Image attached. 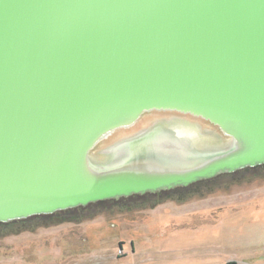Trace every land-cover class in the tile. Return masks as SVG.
I'll use <instances>...</instances> for the list:
<instances>
[{
    "label": "water",
    "instance_id": "1",
    "mask_svg": "<svg viewBox=\"0 0 264 264\" xmlns=\"http://www.w3.org/2000/svg\"><path fill=\"white\" fill-rule=\"evenodd\" d=\"M262 165L264 0H0V223Z\"/></svg>",
    "mask_w": 264,
    "mask_h": 264
},
{
    "label": "rangeland",
    "instance_id": "2",
    "mask_svg": "<svg viewBox=\"0 0 264 264\" xmlns=\"http://www.w3.org/2000/svg\"><path fill=\"white\" fill-rule=\"evenodd\" d=\"M180 117L181 115L167 112L148 113L132 128L119 130L102 141L94 149L92 156L96 160L104 158L103 156L119 143L135 138L157 125H173L177 120L192 123L196 127L195 131L201 135L205 134L207 139L205 141H209L208 143L219 146L227 143V139L222 136L218 129L208 123ZM196 189L200 194L193 196L188 201L181 203L170 200L162 208L170 209L171 206L174 207L175 204L173 203H196V200L203 198L246 195L248 198L244 200L245 202H242L243 205L241 207H238L241 208V213L237 218H242V222L230 225L236 214L231 211L229 213L225 211L226 214L223 216L222 222L220 221L221 223L215 224L221 230L225 226H236L235 229L239 232L241 229H238L237 226H244L245 230L248 229L255 234L256 232L261 233L264 231V225H252L249 223L250 219H252L251 217L260 213L256 211L254 206L257 205V208L264 212V170L244 172L236 176H222ZM253 198L256 199L252 200ZM231 202L234 203V201ZM231 202L229 201V203ZM210 203L212 204V210H219L226 202L215 200L210 201ZM229 203H226V205ZM236 204L241 205L240 202ZM144 210L127 212L113 206L104 210L103 214L93 220L85 221L82 224L64 223L62 225L40 227L34 232L0 237V264H121L131 259H141L146 256L147 250L141 249L139 243L149 240L147 235L154 233L153 228H155L158 222L157 217L159 214L145 213L143 217H137L140 214L139 212ZM226 210H229V208ZM252 212L254 215H252ZM164 213V216L169 215V213ZM147 214H149L148 218L143 219ZM132 217L135 222L127 223V220H130ZM34 222L36 220L29 224ZM245 222H247L246 225L244 224ZM22 225V223H16L6 226L5 228H1L0 232L18 230ZM210 225L213 224L210 223ZM212 231V229H209L210 233ZM226 231H230L229 227H226ZM244 234L245 231H243ZM234 236L235 239L233 240L239 242L240 234L234 233ZM241 238L242 241L248 240L245 237ZM131 241L135 242V255L132 254ZM122 242L125 243L124 252L126 253L123 256L120 254V244Z\"/></svg>",
    "mask_w": 264,
    "mask_h": 264
},
{
    "label": "crops",
    "instance_id": "3",
    "mask_svg": "<svg viewBox=\"0 0 264 264\" xmlns=\"http://www.w3.org/2000/svg\"><path fill=\"white\" fill-rule=\"evenodd\" d=\"M246 198H248L246 195L210 197L196 200V203H173L174 207L163 209L162 207L167 204L165 202L154 209L139 212L137 217H143L145 213H159L158 222L153 228L154 233L147 235L149 240L139 243L141 249L147 250L146 256L121 264H264V231L255 234L248 229L245 230L244 226H237L241 229L239 232L235 229L236 226H225L221 230L216 225L222 222L223 216L229 211L236 214L230 225L242 222V218H237L241 213V208L238 207L243 205L242 202H245ZM254 199L256 198L252 200ZM215 200L226 203L234 201V203L227 205L225 203L219 210H212L210 201ZM238 202L241 205H237ZM227 208L229 210H226ZM254 208L260 213H255L257 214L255 216L252 212L254 215L252 219H245H250L249 223L252 225H264V212L259 210L257 205ZM163 212L169 215L164 216ZM148 215H145L143 219H147ZM132 222H135L133 217L127 220L129 224ZM226 227H229L230 231H226ZM209 229L213 231L210 233ZM243 231H245L244 235ZM234 233L240 234L239 242L233 240L235 239ZM241 237L248 238V240L242 241ZM130 244L132 254L135 255V242L131 241ZM120 245L121 255H126L125 243L122 242Z\"/></svg>",
    "mask_w": 264,
    "mask_h": 264
},
{
    "label": "trees",
    "instance_id": "4",
    "mask_svg": "<svg viewBox=\"0 0 264 264\" xmlns=\"http://www.w3.org/2000/svg\"><path fill=\"white\" fill-rule=\"evenodd\" d=\"M260 170H264V165L257 166L254 168H246L231 174L220 175L210 180L197 182L188 187H180L169 191H162L156 194L148 193L145 195H134L128 198H121L119 200L100 201L97 203L89 204L85 207H78L66 211L56 212L51 215H40L30 217L26 220L14 221L10 223H0V229L5 228L6 226H11L16 223L23 224L22 227L18 230H8L3 233L0 232V237H5L14 234L19 235L24 232H34L40 227L56 226L62 225L64 223L82 224L85 221L93 220L97 216L103 214L104 210L109 209L113 206L118 208L119 210L131 212L141 209H154L157 206L170 200L183 203L191 199L193 196L200 194V192L196 188L210 181H214L226 175L236 176L239 174H243L244 172H257ZM34 220H36V222L29 224Z\"/></svg>",
    "mask_w": 264,
    "mask_h": 264
},
{
    "label": "bare ground",
    "instance_id": "5",
    "mask_svg": "<svg viewBox=\"0 0 264 264\" xmlns=\"http://www.w3.org/2000/svg\"><path fill=\"white\" fill-rule=\"evenodd\" d=\"M177 117V116H176ZM181 118V117H180ZM178 119V118H177ZM187 119V118H186Z\"/></svg>",
    "mask_w": 264,
    "mask_h": 264
},
{
    "label": "built area",
    "instance_id": "6",
    "mask_svg": "<svg viewBox=\"0 0 264 264\" xmlns=\"http://www.w3.org/2000/svg\"><path fill=\"white\" fill-rule=\"evenodd\" d=\"M120 254H121V252H120Z\"/></svg>",
    "mask_w": 264,
    "mask_h": 264
}]
</instances>
